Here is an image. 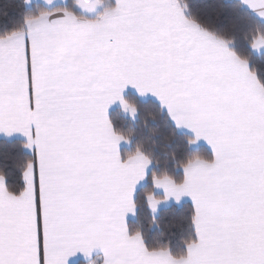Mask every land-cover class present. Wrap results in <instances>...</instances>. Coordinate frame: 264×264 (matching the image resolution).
<instances>
[{
    "label": "snow or ice",
    "instance_id": "obj_1",
    "mask_svg": "<svg viewBox=\"0 0 264 264\" xmlns=\"http://www.w3.org/2000/svg\"><path fill=\"white\" fill-rule=\"evenodd\" d=\"M0 264H264V0H0Z\"/></svg>",
    "mask_w": 264,
    "mask_h": 264
}]
</instances>
